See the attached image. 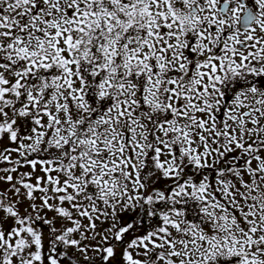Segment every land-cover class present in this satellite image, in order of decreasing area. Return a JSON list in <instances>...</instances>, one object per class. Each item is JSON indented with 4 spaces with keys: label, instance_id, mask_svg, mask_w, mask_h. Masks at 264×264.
Masks as SVG:
<instances>
[{
    "label": "snow or ice",
    "instance_id": "6c2138e0",
    "mask_svg": "<svg viewBox=\"0 0 264 264\" xmlns=\"http://www.w3.org/2000/svg\"><path fill=\"white\" fill-rule=\"evenodd\" d=\"M0 164V264H264V0H0Z\"/></svg>",
    "mask_w": 264,
    "mask_h": 264
},
{
    "label": "rangeland",
    "instance_id": "374dc122",
    "mask_svg": "<svg viewBox=\"0 0 264 264\" xmlns=\"http://www.w3.org/2000/svg\"><path fill=\"white\" fill-rule=\"evenodd\" d=\"M5 143H7V141H5ZM32 158L33 157H31V156L29 157V159H32ZM35 158L40 159L42 157L37 156ZM7 166L8 165L0 164V167H7ZM39 168H40V166L38 165L37 166V170H36V172H35V174L33 176V180H32L33 183H35V176L44 175L43 172L39 171ZM20 171H22V172H30V171H32V169L30 167H24V168H21ZM53 175H55V173H53ZM0 187H7V185H0ZM36 195L39 196L41 194L40 193H36ZM37 202H39V201H37ZM25 207H27V204L21 205V212H23ZM51 215L52 214L49 213V216H51ZM129 215H134V214H129ZM85 223H87V221H85ZM97 225H98V229L97 230L101 231V230L106 229V228H108L110 226V221L106 222V223H100L99 221H97ZM121 251H122V249L120 247H118L117 248V259L120 260V261H122V259L120 258Z\"/></svg>",
    "mask_w": 264,
    "mask_h": 264
},
{
    "label": "flooded vegetation",
    "instance_id": "af4514ba",
    "mask_svg": "<svg viewBox=\"0 0 264 264\" xmlns=\"http://www.w3.org/2000/svg\"><path fill=\"white\" fill-rule=\"evenodd\" d=\"M149 227V224H145L143 228L138 229V231L133 233L132 236H128V239L130 240L133 238V236L142 234L144 232V229ZM120 264H123V261H120Z\"/></svg>",
    "mask_w": 264,
    "mask_h": 264
}]
</instances>
